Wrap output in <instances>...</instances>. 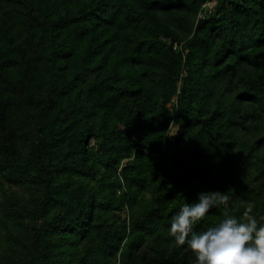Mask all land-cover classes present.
<instances>
[{"label": "trees", "instance_id": "obj_1", "mask_svg": "<svg viewBox=\"0 0 264 264\" xmlns=\"http://www.w3.org/2000/svg\"><path fill=\"white\" fill-rule=\"evenodd\" d=\"M0 190V264H191L199 192L197 231L264 214V0H0Z\"/></svg>", "mask_w": 264, "mask_h": 264}, {"label": "clouds", "instance_id": "obj_2", "mask_svg": "<svg viewBox=\"0 0 264 264\" xmlns=\"http://www.w3.org/2000/svg\"><path fill=\"white\" fill-rule=\"evenodd\" d=\"M232 199L228 192H199L170 217L166 233L190 254L191 264H264V214L253 201H241L239 216L225 211L218 222L196 230L211 209H228Z\"/></svg>", "mask_w": 264, "mask_h": 264}, {"label": "rangeland", "instance_id": "obj_3", "mask_svg": "<svg viewBox=\"0 0 264 264\" xmlns=\"http://www.w3.org/2000/svg\"><path fill=\"white\" fill-rule=\"evenodd\" d=\"M0 197H1V190H0ZM3 237L2 235V231H1V228H0V239Z\"/></svg>", "mask_w": 264, "mask_h": 264}, {"label": "built area", "instance_id": "obj_4", "mask_svg": "<svg viewBox=\"0 0 264 264\" xmlns=\"http://www.w3.org/2000/svg\"><path fill=\"white\" fill-rule=\"evenodd\" d=\"M207 5L210 7V6H212V5H213V3H209V4H207ZM201 16H202V15H200V17H201Z\"/></svg>", "mask_w": 264, "mask_h": 264}]
</instances>
